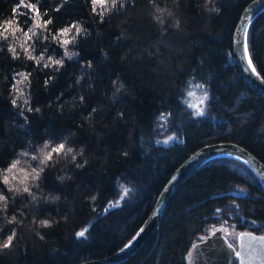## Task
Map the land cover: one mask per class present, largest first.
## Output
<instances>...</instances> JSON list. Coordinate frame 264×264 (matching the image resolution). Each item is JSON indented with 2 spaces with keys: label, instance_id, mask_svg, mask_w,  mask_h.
Returning <instances> with one entry per match:
<instances>
[{
  "label": "trees",
  "instance_id": "obj_1",
  "mask_svg": "<svg viewBox=\"0 0 264 264\" xmlns=\"http://www.w3.org/2000/svg\"><path fill=\"white\" fill-rule=\"evenodd\" d=\"M253 1L0 0V264L113 255L204 146L236 143L264 164V98L233 56ZM248 46L264 80V13ZM191 81L209 92L203 116L181 100ZM170 135L175 143L161 144ZM217 229L264 234V188L232 159L194 172L125 264H189L192 247Z\"/></svg>",
  "mask_w": 264,
  "mask_h": 264
},
{
  "label": "water",
  "instance_id": "obj_2",
  "mask_svg": "<svg viewBox=\"0 0 264 264\" xmlns=\"http://www.w3.org/2000/svg\"><path fill=\"white\" fill-rule=\"evenodd\" d=\"M264 13V0H254L243 12L234 34L233 56L239 72L250 87L264 98V80L257 71L248 46V35L253 22ZM251 59V66L248 60ZM255 68V72L252 71ZM163 121V119H162ZM216 159H232L245 165L264 188V164L250 151L232 142L207 145L191 154L175 171L161 191L157 202L138 233L113 255L81 264H125L151 239L183 183L206 163ZM264 264V234L241 232L237 246L225 237L223 229L215 230L196 243L189 254V264Z\"/></svg>",
  "mask_w": 264,
  "mask_h": 264
},
{
  "label": "rangeland",
  "instance_id": "obj_3",
  "mask_svg": "<svg viewBox=\"0 0 264 264\" xmlns=\"http://www.w3.org/2000/svg\"><path fill=\"white\" fill-rule=\"evenodd\" d=\"M209 97H210L209 92H208L205 85L191 81L185 87H183L181 100L184 103V105L186 106V108L189 111H191L194 115L203 116L206 113V108L208 106ZM161 117H162L163 121H165L167 114H163ZM175 140H176V136L170 135V136L163 138L161 140V144H163L165 146H170L173 143H175ZM120 192H121L122 197H127L129 195V190L125 186H122ZM115 208H117V207H115ZM239 234L240 233H238L236 236L234 235L232 237H230V236L227 237L226 234H225V236L228 238V240L231 243L235 242L234 245L237 246ZM232 264H233V262H232Z\"/></svg>",
  "mask_w": 264,
  "mask_h": 264
},
{
  "label": "snow or ice",
  "instance_id": "obj_4",
  "mask_svg": "<svg viewBox=\"0 0 264 264\" xmlns=\"http://www.w3.org/2000/svg\"><path fill=\"white\" fill-rule=\"evenodd\" d=\"M93 3H94V4H100V5H103V4L105 3V0H93ZM33 10L36 11L35 9H33ZM36 14H37V16H39V12H38V11H37ZM49 23H50V21H49ZM37 26H39V25H37ZM74 27H75V26H74ZM68 31H69V29H65L64 32L61 33V35H67ZM77 31H79V30L77 29ZM63 43H64V44H68L69 41L64 40ZM65 55H68L69 58H71L72 56L77 55V54H76V53H71V54H69V53L66 52ZM29 58H30V59H34V57H31V56H30ZM54 63H55V64H61L62 61H61V60H56V61H54ZM248 63H249V65L251 66V63H252L251 59L248 60ZM47 66H48V65L45 64V67H47ZM252 71L255 72V71H256L255 68H252ZM36 111H38V109H36ZM63 148H64V145L61 144V145L59 146V148L54 149L53 151H57V152H59V151H61ZM69 151H71V149H69ZM46 158H47V159H51V155L47 156ZM13 167H15V165H13ZM9 171H11V169H9ZM4 183H8L7 177H5V179H4ZM24 190H25V191H28L27 188H25ZM4 199H5V197H4L2 194H0V201H3ZM85 231H86V230H85ZM85 231H80V232H78V233H77V236H79V237H84V236H85ZM10 244H11V239L9 238V243L6 244L5 247H8Z\"/></svg>",
  "mask_w": 264,
  "mask_h": 264
},
{
  "label": "clouds",
  "instance_id": "obj_5",
  "mask_svg": "<svg viewBox=\"0 0 264 264\" xmlns=\"http://www.w3.org/2000/svg\"><path fill=\"white\" fill-rule=\"evenodd\" d=\"M114 2H115V0H114ZM77 29L80 31V29H79V27L77 26ZM78 31V32H79ZM38 111H39V109H38ZM14 219V218H13ZM41 223H43V224H45V225H47V221H42ZM10 239H12L11 237H9ZM9 238H8V243H9ZM6 245V244H5ZM4 245V246H5Z\"/></svg>",
  "mask_w": 264,
  "mask_h": 264
}]
</instances>
